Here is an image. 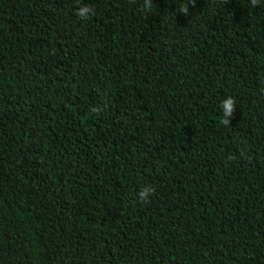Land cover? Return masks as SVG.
I'll use <instances>...</instances> for the list:
<instances>
[{
    "label": "trees",
    "instance_id": "obj_1",
    "mask_svg": "<svg viewBox=\"0 0 264 264\" xmlns=\"http://www.w3.org/2000/svg\"><path fill=\"white\" fill-rule=\"evenodd\" d=\"M182 3L0 0V264H264V0Z\"/></svg>",
    "mask_w": 264,
    "mask_h": 264
},
{
    "label": "clouds",
    "instance_id": "obj_2",
    "mask_svg": "<svg viewBox=\"0 0 264 264\" xmlns=\"http://www.w3.org/2000/svg\"><path fill=\"white\" fill-rule=\"evenodd\" d=\"M196 0H185V3L176 6L177 11L183 15H189V3L195 4ZM259 0H250L251 6H256ZM149 7V0H144V8L147 10ZM93 14V9L88 5H80L74 9V15L80 20H87ZM264 85V81H262ZM262 94H264V86L261 88ZM235 105V99L231 95H226L217 104L218 111L220 112V123L229 125L228 117L232 115L233 106ZM153 189L151 187H144L137 193V198L141 201H147Z\"/></svg>",
    "mask_w": 264,
    "mask_h": 264
}]
</instances>
